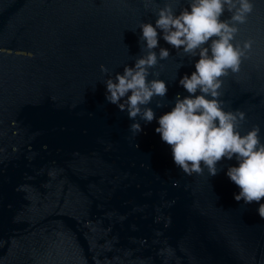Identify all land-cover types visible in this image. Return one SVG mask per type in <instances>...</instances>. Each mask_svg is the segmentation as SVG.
Masks as SVG:
<instances>
[{"label": "water", "instance_id": "1", "mask_svg": "<svg viewBox=\"0 0 264 264\" xmlns=\"http://www.w3.org/2000/svg\"><path fill=\"white\" fill-rule=\"evenodd\" d=\"M162 6L0 0V264H264L259 205L237 202L226 174L235 157L215 176H187L155 132L177 95H189L179 80L199 57L178 54L160 33L154 51L170 56L150 71L168 92L162 106L148 105L151 123L136 118L138 134L105 98V81L144 55L139 25H155ZM183 7L188 0L177 14ZM237 39H252L253 50L221 99L246 113L242 134L258 124L264 142V0Z\"/></svg>", "mask_w": 264, "mask_h": 264}, {"label": "clouds", "instance_id": "2", "mask_svg": "<svg viewBox=\"0 0 264 264\" xmlns=\"http://www.w3.org/2000/svg\"><path fill=\"white\" fill-rule=\"evenodd\" d=\"M181 3L163 0V6L155 12V25H139L144 55L136 58L134 66L125 65L122 74L105 81V98L120 111H127L129 119L135 121L130 130L138 134L142 127L136 118L151 123L156 117L148 105L160 98L157 107L162 106L161 100L168 92L166 82L159 79L160 73L150 71L170 56L167 48L160 47L159 55L154 51L159 47L160 33L178 54L198 56L195 70L179 80L189 95H177L171 111L159 117L155 132L171 147L174 164L187 176L202 175L205 168L215 176L218 162L235 157L238 166H230L226 173L239 188L234 199L245 205L258 204V215L264 219V142L260 126L253 125L242 134L246 113L225 110L221 99L225 78L238 73L253 50L252 39L241 41L237 36L240 26L249 22L255 0H188V7L177 14ZM225 11L230 17L222 20ZM100 69L108 72L104 65Z\"/></svg>", "mask_w": 264, "mask_h": 264}]
</instances>
